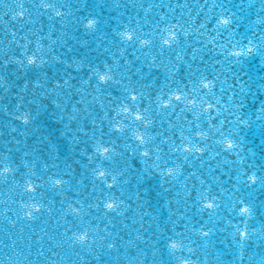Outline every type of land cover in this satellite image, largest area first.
Wrapping results in <instances>:
<instances>
[{
	"label": "snow or ice",
	"instance_id": "snow-or-ice-1",
	"mask_svg": "<svg viewBox=\"0 0 264 264\" xmlns=\"http://www.w3.org/2000/svg\"><path fill=\"white\" fill-rule=\"evenodd\" d=\"M31 6L34 7L39 16L46 15L49 20L59 18V20L63 21L66 17L72 15L68 11L70 6L67 0H31ZM136 6V4H133V7ZM139 6L143 9L142 3ZM159 6L155 3H149L147 9L144 10V23L141 22V19L129 17L128 23L122 25V30L115 31L112 43H118L119 48L117 55L112 57V64L105 62L102 68L94 66L91 63L88 65L90 75L89 79L84 81V83L93 89L91 93L93 102L100 103L102 115L98 118L97 122L96 119H91V114L88 113L87 108L83 109L87 114L86 118L91 119L93 125L91 130L92 136L90 138L91 143H89V140L78 139L76 136H73V151L79 149L82 159L86 161V166L96 178L94 184L98 182L102 190H111L120 183L118 176L122 173L117 172L110 165L118 163L121 160L126 162L130 155H139L144 160V173L146 175H151L153 170H155L161 175L175 178L177 168L175 166L167 167L168 160L161 154L163 152L160 146L162 143L166 144L176 154L177 159L182 158L184 161H189L191 157V159L198 160L203 164L205 162L204 157L206 155L207 140L209 138L208 132L216 129L221 137L216 143L222 146V150H227L235 154V159L229 163L238 165V182H241L247 187L258 185L264 188V170L259 169L255 165L246 166L248 165V161L241 155V151L243 150L237 151L240 145L232 139H227L225 131L217 129L216 124H210L208 131H206L199 123L189 122L191 123V128L188 129L189 134L184 135L182 131L177 137L175 132H173L170 143L168 138L158 140L157 136L153 134V129L157 124V118L160 120L161 127L167 123L169 128H174L172 121H165L163 116L165 113L175 114L176 109L180 105H183L180 108L181 112L187 110L194 115L198 111V103L201 105L206 103L207 108L212 109L213 104L204 101L201 92L206 89L207 91L204 92V95H211L213 87L215 86L213 81L207 80V78H201L197 82L196 73L190 70L191 66H189L188 73L181 76V69L178 66L182 61L183 55L181 51H178L182 44L180 34L182 33L184 36H187L188 33L183 28L178 33L175 27L168 25L167 21L163 18L159 22L153 21L151 27H148V13ZM18 7L20 11L13 17L14 19L16 17L31 18V12L24 8L22 2ZM115 7L119 8L121 5L116 3ZM123 7L127 8L128 5H123ZM214 7H221L220 18L216 21L217 28L214 31H217L218 35H222L219 29L223 28L227 31L231 20L227 18L222 4H214ZM17 22L23 21L18 20ZM76 22L82 25L86 32L97 30L100 24V21L93 14L78 17ZM160 23H164L167 26L160 28ZM10 35L13 39L9 43H16V33L12 32ZM21 39L27 40V37L25 36ZM16 47L18 54L13 53L12 56H6L0 60V101H6L8 96L15 95L14 103L8 106L0 103V111L6 117L10 118L5 121H0V137L11 136L12 133L18 132L17 127L11 121L22 122L25 130L31 127L34 117L32 111L25 109H27L28 104L35 102L36 95L38 94L36 90L29 86L28 82H25L21 89L15 90L16 85L11 78L9 65H15L17 77L21 73L26 74L32 69H40L41 75L47 77L48 73L44 71L47 65L68 64L67 59H62V57H67V52L57 54V50L52 47H49L47 51L43 50L39 43L35 45L34 50L29 48L27 44H16ZM220 47L223 48V55L229 63L240 64L243 58L253 54L259 53L264 55V31H261L259 35L255 36V42L249 39L247 43H243L242 41L233 43L229 39L227 44L220 45ZM130 49L132 50L131 56L134 58L131 60L126 55ZM71 51L72 49L69 48L68 52ZM106 51H110V49H106ZM137 53L140 55H137ZM169 54H174V56H170ZM165 57L168 58L167 65H165ZM121 58L123 64L120 63ZM136 61H142L148 71H145L144 68H137L135 74H133L136 77L135 79H133V76H125L123 72L119 71L125 65H134ZM74 64L77 72L84 67L82 61L74 62ZM113 64L116 65L117 70L115 71ZM161 66L166 67L169 73L163 86L157 83V78L152 75L151 71ZM68 67L71 68L73 65H68ZM128 71L131 72V67L128 68ZM145 72L148 75H144ZM54 79L55 84L51 92L42 83H37L36 89L40 90V94H55L52 103L55 104L56 109L54 115L59 120L64 121L67 119L71 121L78 119L80 109L64 102L63 95H61H71L70 90L73 88L72 80L75 78L66 68L63 75H57ZM113 86H118L120 90L118 96H111L107 92V89ZM241 92H243V88H241ZM29 95L33 97L32 100L27 99ZM235 107L237 109L241 108L242 101L236 104ZM260 112L264 114V106L260 108ZM230 115L235 116V120L229 121V124L233 126V131L240 125L246 124V121L237 112H233ZM208 116L211 120V111L208 112ZM196 119L198 120L199 116ZM9 129L10 131H8ZM24 134V132H19L20 136H24ZM87 135L88 133L85 132L84 136ZM228 135H231V133H228ZM7 142H14L15 144L21 143L14 136ZM39 143L49 148L47 153L49 157H53L58 151L52 145L51 141L41 139ZM33 152L39 154V150L37 149H33ZM198 153L200 155H197ZM219 154V152L216 153V155ZM24 156L29 159H22L18 163L10 155H4L0 152V179L6 182L18 181V186H22L24 193H27L29 198L34 201L31 205H23L27 209L25 214L28 218L35 219L43 208V205L40 202H35V200L44 188V185L47 184L53 188L62 189L69 182L64 179V175L70 174L65 173L61 175L59 172H54L53 169L58 167L56 163L48 164L44 162L41 167L28 151L24 152ZM55 158L58 159V156ZM106 163L109 167L104 166ZM162 164L165 167L162 168ZM21 169L24 170L23 174H21ZM191 177L196 181L192 184V189L197 192V195L192 197L194 206L198 202L201 212L205 209L215 210L218 208L219 204L216 203L217 197L212 195L210 191L205 190L204 186L206 181L197 177L196 172H192ZM197 183L200 185L199 189H197ZM233 187L235 188L236 185H233ZM239 190V188H236L237 192ZM93 191H95V187ZM139 198L137 197V199ZM121 204L122 201L117 202L112 197H109L107 202H101L97 207L103 206L109 213L122 215L123 210ZM68 209L78 216L84 210L83 206L79 204V201H77V206L69 204ZM48 210L50 211L51 209ZM232 211L241 217H252L253 215V208L243 199H238L233 205ZM242 222L244 224L243 229L236 227L235 232L238 235L234 236V239H237V243L241 248L244 242L251 238L247 220ZM206 227L207 225H201L200 228V234L204 237H207L212 231L211 228L204 231L203 229ZM184 228L187 229L188 224H185ZM184 235L182 232H177L175 233V238L169 237L168 250L176 257L177 264H195L192 259L186 258L183 255L186 247L184 244ZM259 238L264 240V228H261ZM75 239L78 243L86 245L89 235L87 231H84L79 236H76ZM107 246L109 248L116 247L115 243H108ZM187 251L193 253L192 248H188ZM38 255H44L42 249L38 251ZM52 255H56V253H52Z\"/></svg>",
	"mask_w": 264,
	"mask_h": 264
},
{
	"label": "water",
	"instance_id": "water-1",
	"mask_svg": "<svg viewBox=\"0 0 264 264\" xmlns=\"http://www.w3.org/2000/svg\"><path fill=\"white\" fill-rule=\"evenodd\" d=\"M125 1L126 0H67V3L70 6L68 11H70L72 13V15L66 17L63 21H61V20H59V18L49 20L46 15L45 16H39L37 14V12L35 11L34 7L31 6V0H0V60L4 59L6 56H12L13 53L18 54L16 44H20V43L21 44H27V46L29 48H32L33 50L35 49V45L37 43H39L41 45L42 49L47 51V49L49 47L54 48V40L57 39L62 44V47H63V49H56L57 54H60L61 52H67V57H62V59H67L68 64H49V65H47L46 68L44 69V71H47V73H48L47 77L41 75L40 69H32V70L28 71L26 74L21 73L19 75V77H17L15 65L14 64L9 65V68L11 71V78L13 79V81L16 85L15 90L21 89L23 87L24 83L28 82L29 86L31 88H33L34 90H36V92L38 93L36 95L35 102L28 104L27 109H25V110L32 111V115H33L34 119L32 120V124H31L30 128H32L33 133H35L36 135L34 137H29L30 139L28 140V143L25 144L24 148L31 149V150H33L35 148V149L42 150L43 153H48L49 148L46 145H41L39 143V141L41 139H45L46 141H51L52 145L58 151L55 153L54 159L49 157V158H46L44 160V162H47L48 164H52V163H55L56 160H60V163L62 162L65 164L66 167L71 168L72 163H78V162L81 163V161H83V163H81V164H83L85 167H87L84 159H80V158L75 159L74 155L76 153H78L79 149H77L76 151H73L74 143H73L72 137L76 136L78 139H85L86 140V136H84V133H85L84 129L86 127H84L83 124L86 123L87 114L83 111V109L87 108L88 113H90L91 115L94 114L95 117H101L102 112L100 109V107H101L100 103L93 102V97L91 95V93L93 92V89L88 87L82 81H87L89 79L90 73L88 70V65L90 63L94 66L102 68L103 63L107 62L110 64L112 57L115 55V53L118 52V48H119L118 43L113 44L112 41L114 39L115 31L116 30H122V27L120 28L119 26H116V28H115L113 26L114 22L118 23V19H119L118 15H119V11H120V7L119 8L115 7V4L119 3L120 5H122L125 3ZM259 1L264 3V0H259ZM21 2L24 4V8L27 9V11L31 12V18L30 19L19 18V17H16V19L13 18L20 11V8L18 7V5ZM134 3L135 4L142 3L143 8H145V10H146L147 5L149 3H155L157 5H160V7H161L162 2L160 0H156V1H153V0H134ZM145 3H146V5H145ZM217 3L219 4L218 1H217ZM132 6L133 5H130V7H132ZM129 10H128V12H129ZM160 11L163 13L162 8L158 9V10H156V8H154L151 12L148 13V15L149 16L152 15L154 20L159 19V18H161V12ZM89 14L95 15L96 18L100 21V24H99L97 30L86 32L82 25L77 24L76 20L78 17L87 16ZM141 16L142 15H139L138 18L142 19L143 17H141ZM184 17H185V15L182 16V18H184ZM18 20H21L23 22H17ZM153 21H152V23H153ZM209 25H211V24H208V27H209ZM262 25H264V22L261 23V26ZM163 26L165 27L166 25H162V26H160V28H163ZM4 29L8 30L7 35H4V33H3ZM29 30H30V32H29ZM203 30L205 32L211 31L215 34V38L213 41L214 45H215V42H218V41H220L221 44L226 42V41H224V39L218 38L219 36H217L218 35L217 32H215L209 28L208 29L205 28ZM14 31H18L19 37L18 38L15 37L16 43L10 44L9 41L13 39L11 37L10 33L14 32ZM261 31H264V30H257L256 34L257 35L260 34ZM25 36L27 37V40L21 39L22 37H25ZM190 44H192V43H190ZM225 44H227V43H225ZM69 48L72 49L71 52H68ZM220 48L221 47H217V50H219ZM106 49H110V51H106ZM131 51L132 50L130 49L129 53L126 54V55H128V58H130V56H131ZM220 53L218 51L207 52V54L211 55L210 57L214 58V60H216V62H218V63H220V61H221ZM137 55H140V54L137 53ZM45 58L47 59V57H45ZM117 58L119 59V57H117ZM84 59H86V62H84ZM69 61H71V63H69ZM77 61L83 62L84 67L80 71L85 72V74H87V76L84 75L83 78H79L82 76H79V77L77 76L78 73L75 70V64H74V62H77ZM166 61H168V59H166ZM120 62L123 64L122 58H121ZM136 62H138V61H136ZM68 65H73V67L69 68ZM113 66H115V65L113 64ZM66 68L69 72H71L72 76L75 79L72 80L73 88L70 90L71 95L70 96L65 95V94H61V95H63L64 102L69 103L71 106H74V107H77L78 109H80V111L78 113L79 118L75 119V120H71V121H69L67 119H65L64 121H61L58 119V117H56L54 115V112L56 111L55 104L52 103V99L55 95L54 93H53V95H48L47 93L40 94V90L36 89L37 83H42V84H45V86L48 88L49 92H51L52 88L54 87V84H55L54 78L58 74H61V72H65ZM138 68H139V66H138ZM140 68H144V67L141 66ZM56 69H58L61 72L55 71ZM146 71H148V70H146ZM200 71L202 74L201 78H207V80L212 81V78L207 75V72H208L207 67H205V66L200 67ZM238 71H239V69L235 67L236 75H235L234 79L233 80L228 79L227 82L233 83L232 89H235L237 92H239V96H237L239 98L234 99L232 102L227 100L225 103H220L221 100H224L223 98H221V99H219V103H217V105H219L220 107H223V108L226 107L225 109L229 112H232V110H230V109L234 108L233 105L235 106L236 104L239 103L238 100L240 98H248L250 96L249 86L246 85L245 87H242L244 84H241L242 81L246 82V75H243L240 73L239 77H237ZM233 85H235V87H233ZM241 88H243V92H241ZM107 92L110 93L111 96H118L115 93L120 92V90H113V92H112L110 89H107ZM112 93H114V94H112ZM207 96L212 97L214 99L218 95L215 93L214 95L211 94V95H207ZM8 97L11 99L10 104L15 102V95L14 94L11 96H8ZM27 99L32 100L33 97L31 95H29L27 97ZM212 100L210 99V101H212ZM249 105L250 104H247L245 107L246 108L245 110L247 111V113H250V111H251V109L249 108ZM242 106H244V104H242ZM95 111H98V112L96 113ZM210 111L212 112V114H214L216 112V110L213 108ZM218 112L220 114L218 116L212 117V120H214V119L216 120V118H217V120L214 122V124H216L217 129H222L223 126H220V120H218V118L220 116H223V112L219 111V110H218ZM206 116L204 115L202 117H199V119H200L199 124L201 125L202 128H204L206 131H208V129H207L208 126L205 125V123L207 124ZM95 119L98 120V118H95ZM184 121L189 122V121H191V119L188 118ZM11 122H12V124H14L17 127V129H18L17 134H19V132H20L19 130L25 129V126L22 124V122H20V121H11ZM186 124L189 125V123H186ZM241 128H242L241 125L237 128L238 133H240ZM8 131H10V129ZM214 131H217V130L215 129ZM172 133L173 132H170L169 138L173 137ZM13 134L15 135L16 133H12V135ZM217 140H219V138H217ZM79 155L81 156L80 153H79ZM228 155H230V154H228ZM57 156H58V159L55 158ZM257 160H259V162H260V165H257V167L261 170H264V157L258 156ZM44 162H41V160H40L39 164L42 165ZM135 163H136L135 165H137V167L140 166L137 162H135ZM104 166L109 167V165L107 163ZM73 167H74L73 168L74 171L75 170H81L80 166L75 165ZM57 169L61 170V167H57ZM136 171L137 170L133 169V172H136ZM60 174L62 175V172ZM196 174H200V173H196ZM82 176H83V174L82 175L78 174L76 177L72 175L70 178L72 180V182L69 183L70 184L69 190L66 191L65 186L62 189L58 188L59 192H61V193L58 192V194H53L55 188H53V187L51 188L50 186L47 185L45 188H43L40 191L39 195L36 197V200H35V202H41V203H45V201L48 200V202L50 204L54 205L53 211H55V212L60 210V206H58L57 204L63 205V211L62 212H64L65 214L63 215L64 224H62V225H63V227H68L67 231H70V230H71V232L73 230L76 231L77 236L79 235V233L87 231V230H85L84 226L89 225L87 223L88 222L91 223V222H93V220L87 219V216L84 215V210L78 216L77 214L72 213L68 208L64 207L65 204H68V205L72 204L73 206H77V201L68 203V201L62 202L60 200L62 198H64L65 195L67 196V194H68V196L72 197L73 199H75L76 197H79L81 195L77 192V190H78L77 187L82 182ZM155 176H157V175L151 174V176L149 175L145 178L144 173H141L139 175L134 174L133 175L134 181H132L131 176L128 179H125V177L121 176V177H123V181L121 183H119L118 186L121 187L123 184H125L127 186L129 185V190H127V194L135 192L132 195H128L130 197H127L128 200L126 201V203H124V200L122 198H124L125 200L127 198L122 197V195L117 193L119 191L117 186L111 190H107V189L102 190L100 187L101 192L98 193V196H100V197L102 196V198H103L102 202H107L108 198L112 197V196H113L112 197L113 199L114 198L122 199L123 205L121 208L123 210V214L118 215L117 213H109L108 211H105L106 209L103 208V206H100L99 211H97L98 209H96L97 214H99V216H100L99 218L105 217L106 219L107 218L110 219L111 217L115 216L116 219L111 218V221L114 222V220H117L119 222L122 217H125V215H128L129 217L131 216V214H129V205L135 206V208L139 211H143L145 209L151 208L154 205L156 207H158L160 210H162V208L166 206V200L175 201L176 199L173 198L174 196H176L173 194V192L175 190L172 191V189H175L174 186L169 187V191L167 192L168 193L167 195H163L159 191L158 192L156 191L155 193L153 192L152 183L156 184V182H157V180L154 179ZM175 179L178 180L177 175L175 176ZM127 180H129L131 182H129ZM171 180H172V177L170 178L169 182ZM78 181H81V182L79 183ZM192 181H194V179H192ZM148 182H152V183H148ZM190 185H191L190 183H187L186 186L184 185V188L186 190H188V188L190 187V190H191L190 195H193V196L197 195L196 194L197 192L194 191ZM240 185L241 184L239 183V187H238L240 189L239 192H237L234 187H230L229 189H227V191L230 192L229 196H231L232 198L235 196L236 197L235 203H236L238 200L237 197L240 198L239 193L241 192V194H242L241 198L243 200H245V202L250 205L249 201L246 199L247 194L250 193V187L243 186V185L240 186ZM84 186L86 187V184ZM157 186L161 187L160 184H158V182H157ZM179 186L180 187H178V190L181 188V186L183 187L182 184H180ZM16 187L20 188V189H18V191L23 194L22 198L26 199L25 204L31 205L34 201L29 198L27 193H24L22 186H18V184H17ZM42 192H43V194H42ZM113 192H115V193H113ZM140 192H142V193L140 194ZM184 192H186V191H184ZM184 192L182 194V199H184L186 197V194ZM136 193H138V194H136ZM139 194L141 195V197L139 199H137ZM18 195H19V193H18ZM6 196L13 199L14 201L16 200V197H14L12 194H8ZM42 196H45L46 198L42 200ZM50 196H52L53 198H50ZM78 200L80 201V199H78ZM79 204L81 205L80 202H79ZM83 209H84V207H83ZM199 211L200 210H197L195 212L196 215H195V213H193V219L195 220L194 224L203 223L205 225V217L208 216L209 213L205 212V210L203 212L200 211L202 213V215L200 216L198 214ZM14 213H16V212H14ZM152 213L155 214V212H152ZM231 215H237V216H233V218L229 224V227L231 228V226H233V229L231 228L224 237L218 236L217 233H219V232L217 231V233H215L214 235H210L209 239H206V240H209L211 242L209 244L213 246V244L215 242V238L218 236V239H220L222 242L221 244H223V245H220L219 248H221V247L226 248L227 246H229L230 249H228V252H226V253L220 252V254H216L213 256H212V253L209 252L208 256L203 257L201 255V251L203 249V246L207 243L205 240L206 237L199 236V238H192V236H190V238L184 239L185 242H189L188 245H186L184 243L186 246L184 249V253H183L184 257L192 259L191 257H193L192 256V254H193L194 258L192 260L194 262H196V264H208V263L209 264H264L259 259L260 254L262 255V257H264V243L262 242V240H258L257 242L252 241V244L248 243V245L243 244V247L241 248L237 243V239H234V236L238 235L235 232V228L237 227V225L235 223L238 221V219L240 221V222L238 221L239 222L238 226L239 227L242 226L240 228L243 229L244 224L242 221H244L246 219L248 227H251V225H252L251 223L258 224L256 217L253 215H252V217H241L234 212H232ZM14 216H15V214H14ZM141 216H142V213L138 215V219L130 220V225H131V227L135 228L136 233L141 231V228L143 225V223H141V221H140ZM51 217H52V215H48L47 221L45 222V225H47L48 227H49L50 221L52 220ZM151 217H152L151 214H149L147 216V218H149V219H151ZM211 220H212V218H211ZM220 220H222L223 223H224V221H225V223H227V220L225 218H220ZM23 221L24 222H31V218L26 219V217L23 215ZM241 222H242V224H241ZM38 223H44V222L38 221ZM214 223L222 224L220 221H213V222L211 221L210 225L214 224ZM110 226L114 229L113 225H110ZM215 227L216 226H213L212 229H214ZM89 228H91L90 225H89ZM112 228L109 231L108 235L109 234L113 235L115 233L114 230H112ZM200 228H201V225L196 230L200 231ZM125 229H127V225L125 227L121 228L118 232L122 233ZM89 230L90 231H87V233L89 235V239H88L86 245L78 243L76 241L75 237H73L71 241H74V242L71 245H67V249L65 252H63V253L59 252L56 255H52V253H49V256H52V260L56 261L55 263H58V259L61 257H64V256L67 257L68 262H72V260H75V259L77 261H80V259L83 257L81 255L83 251H86L87 253H89L87 255L92 256L90 254L91 253L90 249L95 247L94 245H91V244L93 242L96 243V240H95V234H96L95 232L96 231H93V234H92L91 233L92 229H89ZM52 231H54V230H52ZM63 232H64L63 230L56 228L54 231V234H57V233L62 234ZM102 233H104V232H102ZM224 233L225 232H222L219 234H224ZM143 235H145V234H143ZM44 236H49V234L46 233V234H44ZM169 237L175 238V234H172L168 237H165V239L158 240V242L156 244L151 243L147 246L144 245L143 247L138 248V249L136 247H131V250L135 251L136 255H133L132 257H130L131 254L127 255L126 253H124L125 256L121 257L122 262H127V260H129L130 264H175L176 260L169 259L170 257L176 258L174 255L169 254V253H171L167 247L168 242H169L168 241ZM116 238H118V237L116 236ZM42 239H43V237H41L39 240H42ZM233 240H234V242H232ZM145 242H147V239H145ZM59 243H60V241L53 243V245L55 246ZM244 243H246V242H244ZM120 246H122V245H120ZM188 248H192L193 253H189L187 251ZM70 250H72L73 252H77L78 256H75V254H74V256H70V253H71ZM217 251L219 252V249H217ZM121 252H122V249H119L118 255H120ZM71 254H73V253H71ZM235 259H238V260L235 261ZM6 260H7L6 261V263H7L11 259L9 258ZM84 261H86V260H84ZM15 264H21V263L16 262ZM34 264H36V263H34Z\"/></svg>",
	"mask_w": 264,
	"mask_h": 264
}]
</instances>
